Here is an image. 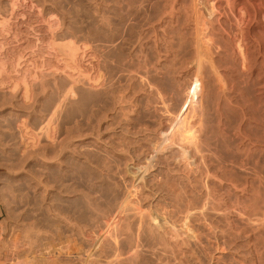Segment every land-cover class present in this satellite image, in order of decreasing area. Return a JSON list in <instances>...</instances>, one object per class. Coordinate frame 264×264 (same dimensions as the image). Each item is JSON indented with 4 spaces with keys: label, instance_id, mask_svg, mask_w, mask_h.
<instances>
[{
    "label": "rangeland",
    "instance_id": "obj_1",
    "mask_svg": "<svg viewBox=\"0 0 264 264\" xmlns=\"http://www.w3.org/2000/svg\"><path fill=\"white\" fill-rule=\"evenodd\" d=\"M165 1L171 0H0V247L11 234L24 238L28 227L36 256L63 244L65 252L75 217L86 223L78 227L96 232V240L89 235L98 264L112 257L110 264H264V13L245 39L236 29L237 9L223 1L220 9L203 1L204 13L210 9L198 19L195 11L187 18L167 11ZM125 228L133 233L125 236ZM74 235L75 247L89 248Z\"/></svg>",
    "mask_w": 264,
    "mask_h": 264
},
{
    "label": "bare ground",
    "instance_id": "obj_2",
    "mask_svg": "<svg viewBox=\"0 0 264 264\" xmlns=\"http://www.w3.org/2000/svg\"><path fill=\"white\" fill-rule=\"evenodd\" d=\"M97 1H99V0H97ZM126 1V0H125ZM132 1V0H131ZM156 1H159V0H156ZM162 1V0H161ZM169 1V0H168ZM184 2H182V0H171V1H169V2H163V3H165L166 4V6H164L165 8L164 9H167V11L169 10V12L170 11H172V10H175L174 12H173V14L175 13V12H177L178 14L179 13H181V12H184V14L186 13V18L188 17V15L189 14H187V13H191V12H193V11H195L196 12V15H198V16H196V17H194V18H196V19H198L199 17L201 18V16H203V17H205L204 15H202V13L203 14H205L206 12H208L207 10H209L210 8H208L206 11H205V13H204V2L203 1H205V0H193V1H195V3L193 4V6H192V2L190 3V4H188L187 2L185 3V0H183ZM192 1V0H191ZM220 1H223V3L229 8V9H237V12L236 13H238V17L236 18V16L235 15H237L235 12V17L234 18H236L237 20H236V23H237V26H236V29H237V31L239 32H237L239 35H240V38H245V36H246V30L248 29L249 30V27H251L250 25H252L251 23H253L252 21H253V19L256 17V15L258 14V13H264V0H213V3H212V6L214 7V8H216V9H220V8H217V7H219V6H217V4H219V2ZM231 1H234V2H232L231 3ZM235 1L237 2V6L235 5L234 6V4L233 3H235ZM92 2V1H91ZM101 2V1H100ZM104 2V1H103ZM188 2H190L189 0H188ZM212 2V1H211ZM90 3V2H89ZM94 3V2H93ZM112 3V2H111ZM154 3H155V1H154ZM206 3V2H205ZM101 4V3H100ZM110 4V3H109ZM109 4H108V6H109ZM129 4V3H128ZM135 4V3H134ZM145 4V3H144ZM144 4H139L140 6H142V5H144ZM96 5V4H95ZM115 5H117L116 3H115ZM130 5V4H129ZM128 5V7H130ZM164 5V4H163ZM11 6H13V4L11 5ZM98 6V5H97ZM105 6V5H104ZM107 6V7H108ZM152 6V5H151ZM154 6V5H153ZM209 6V5H208ZM221 6V5H220ZM223 6V5H222ZM99 7V6H98ZM103 7V6H102ZM137 7V6H136ZM135 7V8H136ZM163 7V6H162ZM206 7H207V5H206ZM210 7H211V5H210ZM96 8V7H95ZM133 8V7H132ZM134 8V9H135ZM140 7L138 6V9H139ZM212 8V7H211ZM222 8H224V6L222 7ZM78 9V8H77ZM76 9V10H77ZM98 9V8H97ZM103 9V8H102ZM110 9V8H109ZM131 9V8H130ZM162 9V8H161ZM163 9V10H164ZM213 9V8H212ZM226 9V8H225ZM105 11H107V9H106V7H105V9H104ZM148 9H147V6H145V7H142L141 8V13L142 14H145L146 12H148L147 11ZM112 11V10H111ZM115 11V10H114ZM132 11V10H131ZM136 12H137V10H135ZM152 11V10H151ZM153 11H154V9H153ZM213 11H214V9H213ZM220 10H217L216 12H219ZM222 11H224V10H222ZM232 11V10H231ZM13 12V11H12ZM11 12V13H12ZM169 12H167V13H169ZM210 12H212L211 10H210ZM215 12V11H214ZM215 12V13H216ZM221 12V11H220ZM219 12V13H220ZM226 12V11H225ZM224 12V13H225ZM127 13V12H126ZM139 13H140V10H139ZM166 13V14H167ZM218 13V14H219ZM222 14H219V17L220 16H222L223 15V12H221ZM227 14L226 15H228V12H226ZM134 14V13H133ZM162 14V13H161ZM172 14V13H171ZM176 14V13H175ZM192 14V13H191ZM232 14V13H231ZM80 15V14H79ZM100 15H101V13H100ZM139 15V14H138ZM169 15V14H168ZM181 15H183V14H181ZM180 15V16H181ZM194 15V14H193ZM207 15V14H206ZM225 15V16H226ZM260 15V14H259ZM12 16V15H11ZM106 16H108L107 14H106ZM146 16V15H145ZM179 16V15H178ZM185 16V15H184ZM218 16V15H217ZM224 16V15H223ZM230 16H232V15H230ZM262 16V15H261ZM264 16V15H263ZM103 17V16H102ZM110 17V16H109ZM138 17V16H137ZM148 17V16H147ZM172 17V16H171ZM198 17V18H197ZM258 17V16H257ZM99 18H101V17H99ZM128 18V17H127ZM146 18V17H145ZM186 18H185V25H186V22H188V21H186ZM191 18H193V17H191ZM191 18H190V21H191ZM205 18H207V17H205ZM221 18V17H220ZM234 18H233V20H234ZM259 18V17H258ZM96 19V18H95ZM104 19V18H103ZM102 19V20H103ZM111 19V18H110ZM130 19H131V17H130ZM136 19V18H135ZM176 19H177V15H176ZM175 19V20H176ZM183 19V18H182ZM195 19V20H196ZM261 19V18H260ZM90 20V19H89ZM101 19H100V21L99 22H101L102 21ZM107 20V19H106ZM105 20V21H106ZM111 20H113V19H111ZM119 20V19H118ZM123 20H125V19H123ZM164 20V19H163ZM188 20V19H187ZM193 20V19H192ZM207 20V19H206ZM217 20V19H216ZM255 20V19H254ZM263 20V19H262ZM80 21V20H79ZM88 21V20H87ZM108 21H109V19H108ZM107 21V22H108ZM161 21V20H160ZM172 21H173V19H172ZM184 21V20H183ZM219 22H220V20H218ZM235 21V20H234ZM86 22V21H85ZM113 22V21H112ZM124 22V21H123ZM176 22H178L179 23V21H176ZM195 22V21H194ZM194 22H193V24H194ZM197 22H200V21H198L197 20ZM197 22H196V25H197ZM202 22V21H201ZM200 22V24H198V26L200 25V26H202L203 24V22L201 23ZM233 22V21H232ZM231 22V23H232ZM259 23L261 22L262 23V21H258ZM95 23V22H94ZM108 23H110V22H108ZM115 23V22H114ZM122 23V22H121ZM128 23V22H127ZM138 23V22H137ZM136 23V24H137ZM143 23V22H142ZM178 23H176V24H174V25H177ZM221 23V22H220ZM264 23V22H263ZM90 24V23H89ZM103 24H104V22H103ZM117 24V23H116ZM118 24H119V22H118ZM182 24H183V22H182ZM189 24V23H188ZM190 24H191V22H190ZM189 24V25H190ZM202 24V25H201ZM234 25H236L235 23H233ZM254 24V23H253ZM256 24H257V22H256ZM97 25V24H96ZM100 25V24H99ZM105 25H106V23H105ZM112 25V24H111ZM110 25V26H111ZM114 25V24H113ZM112 25V26H113ZM124 24H122V26H123ZM131 25H133V24H131ZM160 25V24H159ZM165 25V24H164ZM164 25H163V27H164ZM166 25H167V23H166ZM169 25V24H168ZM167 25V26H168ZM91 26V25H90ZM93 26V25H92ZM111 26V27H112ZM120 26H121V24H120ZM128 26V25H127ZM170 26H171V24H170ZM180 26V25H179ZM188 26V25H187ZM198 26H196V27H198ZM226 26V25H225ZM224 26V27H225ZM95 27V26H94ZM114 27V26H113ZM129 27V26H128ZM173 27V26H172ZM180 27H182V26H180ZM195 27V26H194ZM195 27V28H196ZM230 27V26H229ZM105 28H107V27H105ZM130 28H131V26H130ZM135 28V27H134ZM162 28V27H161ZM165 28H166V26H165ZM164 28V29H165ZM199 28V27H198ZM235 28V27H234ZM97 29V28H96ZM168 29H170V28H168ZM178 29H179V27H178ZM226 29H228L227 27H226ZM251 29V28H250ZM259 29V28H258ZM116 30V29H115ZM118 30V29H117ZM167 30V29H166ZM165 30V31H166ZM171 30H172V28H171ZM232 30V29H231ZM98 31V30H97ZM100 31V30H99ZM113 31V30H112ZM180 31V30H179ZM184 31V30H183ZM233 31V30H232ZM111 32V31H110ZM115 32V31H114ZM178 32V31H177ZM186 32V31H185ZM250 32V31H249ZM248 32V33H249ZM98 33V32H97ZM228 33V32H227ZM230 33V32H229ZM254 33V32H253ZM260 33H262L263 34V32H260ZM105 34H107V33H105ZM184 35H185V33H183ZM237 34V35H238ZM101 35H103L102 33H101ZM231 35V34H230ZM247 35H249V34H247ZM252 35V34H251ZM250 35V36H251ZM255 34H253L252 35V37L254 38L255 36H254ZM260 36V35H259ZM113 37V36H112ZM232 37V36H231ZM234 37V36H233ZM247 37V36H246ZM258 37V36H257ZM109 38V37H108ZM252 38V39H253ZM258 38H260V37H258ZM257 38V39H258ZM262 38V37H261ZM70 39V38H69ZM246 39V38H245ZM245 39H243V40H245ZM256 39V38H255ZM254 39V40H255ZM256 39V40H257ZM263 39V38H262ZM182 40V39H181ZM254 40L252 41V43H254ZM255 40V41H256ZM199 41V40H198ZM246 41H248V40H246ZM245 41V42H246ZM178 42V41H177ZM262 42V41H261ZM181 43V42H180ZM250 43H251V41H250ZM257 43V42H256ZM255 43V44H256ZM179 44V43H178ZM245 44V43H244ZM248 45V44H247ZM250 45V44H249ZM254 45V44H253ZM251 46V45H250ZM67 47H69V46H67ZM239 47V46H238ZM247 47V46H246ZM241 48V47H240ZM70 49H72V48H70L69 47V50ZM239 49V48H238ZM242 49V48H241ZM249 49V48H248ZM246 50V49H245ZM71 51V50H70ZM239 51H240V49H239ZM130 52V51H129ZM241 53V52H240ZM246 53L247 52H243V50H242V55H241V57H243V58H245V55H246ZM131 54V53H130ZM254 54V53H253ZM252 54V55H253ZM255 54H258V53H256V51H255ZM260 54V53H259ZM263 54V53H262ZM74 55V54H73ZM239 55V54H238ZM248 55V54H247ZM250 56V55H249ZM263 56V55H262ZM254 57V56H253ZM257 58V57H256ZM258 58H259V56H258ZM257 58V59H258ZM110 59V58H109ZM251 59H252V57H251ZM261 59V58H260ZM106 61H108V60H106ZM145 72V71H144ZM147 72V71H146ZM143 73V72H142ZM148 73V72H147ZM146 73V74H147ZM148 75V74H147ZM137 76V75H136ZM147 77V76H146ZM138 79H140V78H138ZM137 80V79H136ZM112 89V88H111ZM109 90V89H108ZM107 90V91H108ZM114 90V89H113ZM23 91H24V89H23ZM25 92V93H24ZM23 93L25 94V95H23V96H25L26 97V99H27V95H26V90L24 91ZM114 93V92H113ZM107 94V93H106ZM109 94V93H108ZM111 94V93H110ZM107 97H108V95H107ZM117 96H115V98H116ZM83 98V97H82ZM110 98V97H109ZM112 100V99H111ZM117 101V100H116ZM112 102V101H111ZM120 102V101H119ZM58 103H56V106L55 107H57L58 105H57ZM112 105V104H111ZM113 108V107H112ZM154 109V108H153ZM152 109V110H153ZM159 108H156V111H159L158 110ZM147 110V109H146ZM154 111H155V109H154ZM156 111H155V113H156ZM160 112V111H159ZM154 113V112H153ZM261 118V117H260ZM262 119V118H261ZM178 124H180V123H175V125L177 126ZM178 127V126H177ZM124 132V131H123ZM121 133V132H120ZM124 135V134H123ZM185 136V140L186 141H188V142H190L191 141V138H190V136L188 135H184ZM183 136V137H184ZM192 142V141H191ZM191 142H190V145H191V147H193L194 148V146H193V143L191 144ZM74 145V144H73ZM59 146V145H58ZM70 146V145H69ZM69 146H67L68 147V149H69ZM75 146H77V145H75ZM80 146V145H79ZM66 147V148H67ZM74 147V146H73ZM78 147V146H77ZM83 147V146H82ZM76 148V147H75ZM79 148V147H78ZM81 148V147H80ZM74 149V148H73ZM83 148H81V150H82ZM86 149V148H85ZM84 149V150H85ZM87 151V150H86ZM89 151V150H88ZM87 151V152H88ZM96 151V150H95ZM53 153V152H52ZM64 153V152H63ZM63 153H59V158H60V155H62ZM77 153V152H76ZM84 153H86V152H84ZM84 153H81V155H84L85 156V158H84V156H83V158L84 159H87L88 160V156H89V159H90V157L94 154V151L92 152V154H91V152H89L90 154H91V156H90V154L89 155H87V157H86V154H84ZM56 155V157H57V153L55 154ZM55 155H53V156H55ZM95 155V154H94ZM66 156V155H65ZM68 156V155H67ZM70 156V155H69ZM96 156H98V155H96ZM95 156V157H96ZM55 157V158H56ZM77 157H80L81 158V156L79 155V156H77ZM95 157L93 156L92 158L95 160ZM46 158V157H45ZM48 158V157H47ZM50 158H52V157H50ZM58 158V157H57ZM56 158V159H57ZM58 158V159H59ZM72 158H73V155H72ZM75 158V157H74ZM97 158V157H96ZM100 158V157H99ZM108 158H110V157H107V159ZM111 158H113V157H111ZM110 158V159H111ZM49 159V158H48ZM63 159V158H62ZM68 159V158H67ZM92 159V160H93ZM43 160H45V159H43ZM64 160V159H63ZM73 160V159H72ZM72 160H71V162H72ZM77 160V159H76ZM79 160V159H78ZM77 160V161H78ZM83 160V159H82ZM87 160H84V161H87ZM93 160V161H94ZM112 160V159H111ZM114 160V159H113ZM45 161H47V159L45 160ZM62 161V160H61ZM77 161H76V163H77ZM88 161H90V163H91V160H88ZM92 161V162H93ZM54 162V161H53ZM59 162H60V160H59ZM59 162H57V164L59 163ZM68 163L70 162V160L68 159V161H67ZM66 162V163H67ZM73 162H75V160H73ZM95 162V161H94ZM97 162V161H96ZM95 162V163H96ZM105 162H107V160L106 161H104L103 163L107 166H110V165H112L111 163H110V161H108L109 163H110V165H109V163L108 164H106ZM40 163V162H39ZM64 163V162H63ZM65 163V164H66ZM85 163V162H84ZM89 163V162H88ZM88 163H86V165L88 164ZM89 163V164H90ZM98 163H99V160H98ZM97 163V165H101V164H103V163H101V164H98ZM83 164V163H82ZM81 163L79 164V165H82ZM92 164V163H91ZM55 165V164H54ZM61 165V164H60ZM59 165V166H60ZM94 166V165H93ZM101 166H103V169L106 167V166H104V165H101ZM101 166H98V167H101ZM113 166V165H112ZM111 166V167H112ZM87 168V167H86ZM92 168V167H91ZM97 168V167H96ZM108 168V167H107ZM59 169V168H58ZM106 169V168H105ZM110 170H111V168H109ZM109 169H106V170H109ZM62 170V169H61ZM90 170V169H89ZM109 170V172L111 173V171ZM59 171V170H58ZM105 170H103V172H104ZM90 172H91V170H90ZM93 172V171H92ZM95 172V171H94ZM102 172V171H101ZM106 172H108V171H106ZM108 172V173H109ZM107 173V174H108ZM109 175V174H108ZM111 175V174H110ZM56 177V176H55ZM37 179V178H36ZM55 179V178H54ZM42 180V179H41ZM59 180V179H58ZM40 184V183H39ZM41 184H42V182H41ZM36 185V184H35ZM163 185V184H162ZM166 185V184H165ZM44 186H45V184H44ZM49 186V185H48ZM159 186H160V188H163V186L161 187V184H159ZM166 187V186H165ZM164 187V188H165ZM167 188V187H166ZM170 188V187H169ZM173 188V187H172ZM172 188H171V190H172ZM177 187H175V189H176ZM42 189V188H41ZM168 190V189H167ZM178 190V189H177ZM169 191V190H168ZM174 191H176V190H174L173 189V191H171V192H174ZM127 192V191H126ZM171 192H170V194H171ZM42 193V192H41ZM47 193V192H46ZM169 193V192H168ZM51 194V193H50ZM55 194H57V193H55ZM131 194V193H130ZM176 194V193H175ZM46 195V194H45ZM179 195V194H178ZM177 195V196H178ZM52 196V195H51ZM176 196V195H175ZM182 197V196H181ZM129 198V197H128ZM43 200V199H42ZM127 200V199H126ZM130 200V199H129ZM133 200H136V198H134ZM128 201V200H127ZM50 202H53V200L52 201H50ZM49 202V203H50ZM129 202V201H128ZM133 202V201H132ZM137 202V201H136ZM135 202V203H136ZM140 203V202H139ZM54 204V203H53ZM132 204V203H131ZM91 205V206H90ZM89 205V207H92V204H90ZM127 205V204H126ZM135 205V204H134ZM137 205V204H136ZM140 205H141V203H140ZM155 205V204H154ZM153 205V206H154ZM45 206V205H44ZM66 206V205H65ZM67 206H69V205H67ZM132 206V205H131ZM48 207L50 208V210H51V207L49 206V204H48ZM62 207V206H61ZM82 207V206H81ZM88 206H86V208H87ZM135 207V206H134ZM142 207V206H141ZM156 207V206H155ZM46 208H47V206H46ZM55 208V207H54ZM57 208V207H56ZM63 208V207H62ZM129 208H130V206H129ZM129 208H128V210H129ZM143 208V207H142ZM142 208H140V206H139V209H141L142 210ZM53 209V208H52ZM61 209V208H60ZM85 209V208H84ZM90 209V208H89ZM94 208H92V210H93ZM131 209V211H133V209H132V207L130 208ZM152 209V208H151ZM157 210H158V208H156ZM160 209V208H159ZM48 210V209H47ZM55 210V209H54ZM59 210V209H58ZM65 210H66V208H65ZM68 210V209H67ZM69 210H71L70 209V207H69ZM76 210V209H75ZM75 210H74V212H75ZM78 210H79V207H78ZM77 210V212H75V214H74V212H73V214H74V216H76V213H78L79 211ZM81 210V209H80ZM87 210H88V208H87ZM91 209L89 210V211H92ZM127 210V211H128ZM149 210V209H148ZM153 210V209H152ZM151 210V211H152ZM186 210H187V208H186ZM185 210V219H184V222L185 221H187V219H189V217H190V213L188 212L189 210H187L186 211ZM40 211V210H39ZM56 211V210H55ZM63 211H64V208H63ZM71 211H73V210H71ZM70 211V212H71ZM95 211V210H94ZM93 211V212H94ZM130 211V212H131ZM136 211V210H135ZM139 213H140V211L139 210H137ZM143 212L145 211L144 209L142 210ZM160 213H161V210H158ZM45 212H47V211H45ZM50 212V211H49ZM48 212V213H49ZM60 212H62V211H60ZM81 212V211H80ZM85 212H87L86 210H85ZM129 212V213H130ZM156 212V211H155ZM155 212H153V213H155ZM44 213V212H43ZM51 213H52V211H51ZM55 214L57 213V212H54ZM64 213V212H63ZM66 213L68 214V212L66 211ZM65 213V215H67ZM72 213V212H71ZM90 213H92V212H90ZM90 213H89V216H90ZM133 213H134V211H133ZM147 213H148V211H147ZM146 211H145V216H146ZM164 213V212H163ZM163 213H161V214H163ZM169 213V212H168ZM216 213V212H215ZM217 213H220V212H217ZM46 214V213H45ZM94 214H95V212H94ZM127 216H128V214H127V212L125 213ZM125 214H124V216H125ZM132 214V213H131ZM143 214V213H142ZM142 214H140V215H142ZM156 214V213H155ZM166 214V212L162 215V216H164ZM171 214V213H170ZM169 214V215H170ZM54 215V214H53ZM82 215H84L83 214V212H82ZM139 215V214H138ZM168 215V214H167ZM221 215V214H220ZM46 216V215H45ZM49 215H47V217H48ZM55 216H57V215H55ZM54 216V218H56ZM59 217H61L62 218V215L60 216V215H58ZM69 216H71V214H69ZM79 216V215H78ZM78 216H77V218H78ZM130 216H132V215H130ZM145 216H143L142 218H144V220H145ZM148 216V215H147ZM150 216V215H149ZM152 216H155V215H152ZM157 216V215H156ZM161 216V217H162ZM172 216V215H171ZM216 216H217V214H216ZM222 216V215H221ZM52 217V216H51ZM50 217V218H51ZM63 217H67V216H63ZM84 217V216H83ZM88 217V216H87ZM95 217V216H94ZM93 217V218H94ZM135 217H137V216H135ZM141 217V216H140ZM157 217H159V216H157ZM161 217H159V220L160 219H162ZM165 217V216H164ZM50 218H49V221H50ZM53 218V217H52ZM53 218V220H55ZM58 218V217H57ZM65 218H63V220L65 219ZM85 218H86V216H85ZM155 218V217H154ZM48 219V218H47ZM68 219H70L71 220V218L70 217H68ZM82 219V218H81ZM141 219V218H140ZM156 219V218H155ZM158 219V218H157ZM166 219V218H165ZM169 219H171L170 217H169ZM183 219V218H182ZM59 220V222H60V219H58ZM62 220V219H61ZM74 223L76 224L77 222L75 221V220H77V219H75V217H74ZM79 220H80V217H79ZM83 220V219H82ZM87 220V219H86ZM89 220V219H88ZM125 220V219H124ZM131 220V219H130ZM143 219H142V221H144ZM151 220H152V218H151ZM84 221H85V219H84ZM90 221H91V219H90ZM93 221V220H92ZM95 221V220H94ZM161 221V220H160ZM167 221V220H166ZM48 222V221H47ZM46 222V223H47ZM65 222H66V220H65ZM69 222V221H68ZM146 222V221H145ZM159 222V221H158ZM158 222H156V224L158 223ZM161 222H163L164 223V220L163 221H161ZM50 223V222H49ZM53 223V222H52ZM64 223V222H63ZM62 223V224H63ZM71 222H69V224H70ZM73 223V222H72ZM72 223H71V225H70V230L72 231V233H74L75 235H79V236H81L80 238H85L86 239V242L88 241L90 244L88 245V249H83L82 247H78L77 248V246L75 247V245H76V243L75 242H73V243H71L70 241H69V239H71V240H73L74 238L72 237V235H74V234H72L71 235V237H68L69 239H68V241H67V237H66V239H63L64 241H62V242H66L65 244H66V246L68 247V245L67 244H70L71 246H74V247H66V251L64 252V249H62V247H63V245H60V246H62V247H59L58 245H57V247L58 248H53V249H51L50 247V253H49V251H48V253L46 254V256H42V257H39V256H36V254H34L33 252H34V250H36V245H35V242H34V238L33 239H31V237H30V234L28 233V231H26L27 230V226H25V227H27L26 229H25V231L23 232V233H25V235H24V238H23V236H21L22 238H19V237H16V235L14 236L13 234H11L10 236H9V238H7V239H3V240H1L2 241V246L0 247V264H38V263H41V262H44V263H46V264H69V263H71V264H98V262H99V259H97L96 257H95V253H94V247H93V244H94V246H96L95 245V243H94V241H92L91 239H93V235L96 233H94V230H93V232L92 233H94L93 235H92V233H88V232H86V231H84L83 229H81L80 227H78V224L80 223L81 225L82 224H84V222H79V223H77V225L76 226H74V225H72ZM73 223V224H74ZM140 223H141V221H140ZM139 223V224H140ZM167 225H168V223L167 222H165ZM165 223H164V225H165ZM20 224V223H19ZM61 224V225H62ZM86 224V223H85ZM84 224V225H85ZM90 224H91V222H90ZM137 224H138V222H137ZM144 224V223H143ZM146 224H147V226H148V223H145V225L144 226H146ZM154 224H155V222H154ZM161 224V223H160ZM159 224V225H160ZM21 225H22V223H21ZM46 225H49V224H46ZM55 226L56 224L54 223V224H52V226ZM57 225H58V222H57ZM56 225V226H57ZM65 225H67V224H65ZM88 225V224H87ZM153 225V224H152ZM170 225V224H169ZM50 226V225H49ZM53 226V227H54ZM63 226V225H62ZM80 226V225H79ZM95 226V225H94ZM93 225H92V227H94ZM127 227H128V224L126 225ZM125 225H124V227H126ZM150 226V225H149ZM148 226V229L149 228H152V226L151 227H149ZM156 226V225H155ZM154 226V227H155ZM161 226H163V224L161 225ZM161 226L159 227V229L161 228ZM30 227V226H29ZM57 227H59V225L57 226ZM83 227H85V226H83ZM90 227V226H89ZM89 227L88 226H86V228H88L89 229ZM124 227H122L123 229H124ZM186 227H188L187 225H186ZM185 227V228H186ZM52 228V227H51ZM56 228V227H55ZM54 228V229H55ZM60 228H61V226H60ZM85 228V229H86ZM122 228H121V230H122ZM129 228V227H128ZM144 228V227H143ZM169 228H170V226H169ZM174 228V227H173ZM18 229H20V228H18ZM21 229H24V228H21ZM20 229V230H21ZM29 229H31V228H29ZM57 229V228H56ZM94 229V228H93ZM139 229V228H138ZM138 229H137V232H138ZM156 229V228H155ZM154 229V230H155ZM158 229V228H157ZM157 229H156V231H157ZM165 229V228H164ZM168 229V228H167ZM187 229H189V227L187 228ZM62 230V229H61ZM92 230V229H91ZM109 230H111V228L109 229ZM129 231L130 229H126L125 228V230H123L124 231V233H122V234H126L125 233V231ZM132 230V229H131ZM129 231V232H131V233H133L132 231ZM146 230V229H145ZM160 230H163V228H161ZM174 230V229H173ZM184 230H186V229H184ZM19 231V230H18ZM21 231H23V230H21ZM30 231H34L33 229L32 230H30ZM29 231V232H30ZM126 231V232H127ZM155 231V232H156ZM187 231V230H186ZM186 231H184L185 233H186ZM58 232V231H57ZM60 233H62L61 231H59ZM64 232V231H63ZM67 232H68V230H67ZM90 232V231H89ZM136 232V233H137ZM140 232H142V231H140ZM144 232V231H143ZM147 232H150V233H154L152 236H154L155 235V232L154 231H152V229H150V230H148ZM158 232V231H157ZM169 232H171V231H168V233L167 234H169ZM17 233V232H16ZM31 234H33V232H30ZM107 233H109V232H107ZM107 233H106V235H107ZM111 233H113V232H111ZM128 233V232H127ZM150 233H149V236L148 237H150L151 235H150ZM165 234H166V231L164 232ZM172 233V232H171ZM184 233V235H186L187 236V234H189L190 232H187L186 234ZM35 234V233H34ZM71 234V232L69 233V235ZM89 234H91L92 236L90 237V235ZM121 234V235H122ZM145 234V233H144ZM143 234V235H144ZM147 234V233H146ZM145 234V235H146ZM157 234V233H156ZM162 234H163V232H162ZM161 234V235H162ZM167 234L165 235L166 237H167ZM36 235V234H35ZM59 235V234H58ZM67 235H68V233H67ZM67 235H63V236H67ZM75 235H74V237H75ZM110 235V234H109ZM128 235H130V234H128ZM132 235V234H131ZM133 235H135V232H134V234ZM140 235V234H139ZM176 233H175V237H176ZM18 236H20L19 234H18ZM62 236V237H63ZM111 236V235H110ZM110 236H108L107 235V237H109L107 240L109 241V239H110ZM113 236V235H112ZM125 236H127V234L125 235ZM137 236H138V233H137ZM136 236V237H137ZM141 236V235H140ZM160 236V235H159ZM172 236H173V233H172ZM35 237H37V236H35ZM94 237H95V235H94ZM98 237V236H97ZM105 237L106 236H104L103 238L105 239ZM142 237V236H141ZM146 237V236H145ZM148 237H147V239H148ZM155 237H157V235L155 236ZM162 237V236H161ZM171 237V236H170ZM63 238H65V237H63ZM77 238H78V236H77ZM77 238H75V240L77 239ZM103 238H102V240H103ZM125 238H127V237H125ZM129 239L131 238V237H128ZM135 238V237H134ZM134 238H132V239H134ZM137 238H139V237H137ZM173 238V237H172ZM172 238H170V239H172ZM60 239V238H59ZM99 239H101V238H99ZM114 240H115V243H116V245H118V242H116L117 240L115 239V238H113ZM131 239V240H132ZM143 239V238H142ZM150 239H152V237L150 238ZM159 239H161V238H159ZM33 240V241H32ZM82 240V239H81ZM94 240H96V237H95V239ZM101 240V242L103 243V241ZM164 240H165V238H164ZM173 240V239H172ZM36 241V240H35ZM37 241H38V239H37ZM83 241H84V239H83ZM111 241V240H110ZM124 241V240H123ZM133 241H135V240H133ZM133 241H131V243H133ZM137 241V240H136ZM140 241V240H139ZM157 241V240H156ZM162 241H163V239H162ZM165 241H167V240H165ZM165 241H163V242H165ZM175 241V240H174ZM51 242V241H50ZM82 242V241H81ZM80 242V243H81ZM96 242V241H95ZM100 242V241H99ZM101 242L98 244V243H96L97 245H101ZM121 242V241H120ZM124 242H128V241H126V239H125V241ZM146 242V241H145ZM149 242V241H148ZM152 242H153V239H152ZM160 242H161V240H160ZM159 242V243H160ZM176 242V241H175ZM49 243V242H48ZM53 243V242H52ZM54 243H55V241H54ZM58 244L59 243H61V240L59 241L58 240V242H57ZM75 243V245H73ZM130 243V244H131ZM135 243V242H134ZM140 243H142V242H140ZM139 243V244H140ZM150 243H151V241H150ZM155 243H157V242H155ZM171 243V242H170ZM38 244V243H37ZM47 244V243H46ZM50 244V243H49ZM62 244V243H61ZM79 244V243H78ZM81 244H83V243H81ZM104 244H106L105 243V241H104ZM107 244H109L108 242H107ZM129 244V245H130ZM137 244H138V241H137ZM138 244V245H139ZM149 244V243H148ZM161 244V243H160ZM165 244V243H164ZM111 245H114V244H112L111 243ZM111 245H109V246H111ZM116 245H114V246H116ZM122 244L120 243V245L119 246H121ZM125 245V247H126V243L124 244ZM124 245H123V247H124ZM128 245V246H129ZM159 245V244H158ZM158 245H156V247H155V245H154V247H155V251L157 252V250H156V248H157V246ZM162 245V244H161ZM166 245H168V244H166ZM166 245H164V247L163 248H166L165 246ZM47 246V245H46ZM50 246H53V244L52 245H50ZM55 246V245H54ZM106 246V245H105ZM108 246V245H107ZM106 246V247H107ZM127 246V247H128ZM131 246H133L132 244L129 246L130 248H131ZM137 246V245H136ZM143 246V245H142ZM151 246V245H150ZM171 246V245H170ZM85 247V246H84ZM117 247V246H116ZM122 247V248H123ZM137 247H139V246H137ZM141 247V246H140ZM139 247V248H140ZM148 247V246H147ZM159 247H161L160 245H159ZM167 247H169V246H167ZM172 247V246H171ZM41 248H42V246H41ZM61 248V249H60ZM64 248V247H63ZM130 248H127V250L126 251H128V249L130 250ZM153 249V247H150V249ZM38 249V248H37ZM97 249H98V246H96V251H97ZM99 249H101L102 250V245H101V248H99ZM107 250H109L108 249V247L106 248ZM112 249H113V247H111V251H112ZM119 249V248H118ZM126 249V248H125ZM135 249V253H137V254H141L142 252H140L139 253V251L137 250V252H136V247L135 248H133V250ZM145 249L147 250V248L144 246V249H143V251L145 252ZM173 249V248H172ZM39 250V249H38ZM61 250H63V251H61ZM85 250H87V251H85ZM103 250H104V248H103ZM107 250H105V251H107ZM116 251V249H113V251ZM120 251L122 250V249H119ZM124 250V249H123ZM139 250H141V248L139 249ZM148 250H149V248H148ZM166 250V249H165ZM167 250H169V248H167ZM37 251V250H36ZM46 251V252H47ZM52 251V252H51ZM113 251L110 253V252H107V254L108 253H110L112 256H114V253H113ZM118 251V250H117ZM125 251V252H126ZM149 251H152V250H149ZM149 251H147V252H149ZM154 251V250H153ZM152 251V252H153ZM173 250H171V252H172ZM101 252V251H100ZM99 252V253H100ZM129 252V251H128ZM131 252H132V249H131ZM131 252H130V254L129 255H132L131 254ZM158 252H159V249H158ZM166 252V251H165ZM169 252H170V250H169ZM170 252V253H171ZM174 252V251H173ZM42 253V252H41ZM40 253V254H41ZM102 253V252H101ZM120 253V252H119ZM122 253H124V252H122ZM122 253L120 254V255H122ZM134 252H133V254H135ZM162 253H164V252H162ZM44 254H45V252H44ZM43 254V255H44ZM96 254H98V252L96 253ZM106 254V253H105ZM116 254H118V252L117 253H115V257H118V255H116ZM144 254V253H143ZM146 254H148V253H146ZM154 255H155V253H153ZM173 254V253H172ZM172 254H170L171 256H172ZM37 255H39V254H37ZM42 255V254H41ZM40 255V256H41ZM99 255V254H98ZM111 255H109V256H111ZM127 255V254H126ZM127 256V257H129L130 258V256ZM152 255V254H151ZM156 255H158V254H156ZM174 255V254H173ZM97 256V255H96ZM99 256H101L102 257V255L100 254ZM109 256H106V257H109ZM136 255H134V257H132L131 256V260H132V258H136L137 256H140V255H137L136 257H135ZM105 257V258H106ZM122 256H120L119 258H117V261L121 258ZM123 257H126V256H124V254H123ZM123 257L121 258V259H123ZM141 257V256H140ZM138 258V262H139V260L141 259V258ZM154 257V256H153ZM174 257V256H173ZM113 258V260H114V257H112ZM111 258V259H112ZM129 258H127L128 260H129ZM165 258V257H164ZM169 258H170V256H169ZM101 259H103V258H101ZM100 259V260H101ZM111 259H109L108 260V258L106 259V261L108 260V262H106V264H108L109 263V261H110V263H111ZM176 259V258H175ZM125 260H126V258H125ZM134 260V259H133ZM169 261V262H172L173 261V259H172V261L171 260H169L168 259V256H167V259H166V261ZM116 260H115V262H117ZM124 261V260H123ZM122 261V262H123ZM135 261V260H134ZM137 261V260H136ZM135 261V262H136ZM159 261V260H158ZM8 262V263H7ZM101 262V261H100ZM103 262L105 263V261H104V259H103ZM120 262V261H119ZM125 262V261H124ZM126 262H129V261H126ZM133 262V261H132ZM131 261L129 262V264H134V263H132ZM140 262H141V260H140ZM139 262V263H140ZM157 262V261H156ZM165 262V261H164ZM43 263V264H44ZM109 263V264H110ZM113 263H114V261H113ZM112 263V264H113ZM138 263V264H139ZM168 263V262H167ZM166 263V264H167ZM173 263H174V261H173ZM101 264H103L102 262H101ZM115 264H121V263H115ZM136 264V263H135ZM156 264V263H155ZM172 264V263H171ZM175 264V263H174Z\"/></svg>",
    "mask_w": 264,
    "mask_h": 264
},
{
    "label": "built area",
    "instance_id": "obj_3",
    "mask_svg": "<svg viewBox=\"0 0 264 264\" xmlns=\"http://www.w3.org/2000/svg\"><path fill=\"white\" fill-rule=\"evenodd\" d=\"M0 233H1V228H0Z\"/></svg>",
    "mask_w": 264,
    "mask_h": 264
}]
</instances>
